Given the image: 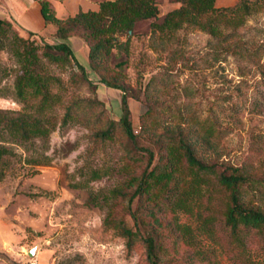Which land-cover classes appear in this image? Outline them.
Instances as JSON below:
<instances>
[{"label": "rangeland", "instance_id": "obj_1", "mask_svg": "<svg viewBox=\"0 0 264 264\" xmlns=\"http://www.w3.org/2000/svg\"><path fill=\"white\" fill-rule=\"evenodd\" d=\"M244 4L241 23L224 20L215 34L192 24L166 33L150 23H160L180 3L157 0V18L138 21L129 38L120 36L128 39L127 50L114 49L108 60L107 73L119 72L120 81L138 95L128 100L135 132L143 121L156 134L211 132L204 159L215 164V172L196 173L181 163L177 187L171 184L152 198L163 263L264 264L261 232L239 228L233 234L226 224L230 191L218 181L223 172L242 175L245 203L264 211V0H217L215 7L233 17ZM70 37L92 84L72 82L67 64H51L64 82L53 108L55 128L47 138L22 143L7 132L0 136L9 149L0 162V264H26L32 248L39 264H147L143 246L129 249L113 221L132 224L127 198L116 193L130 192V178L145 164L128 158L121 126L110 139L95 136L107 119L122 115V90L99 81L87 63L86 42ZM35 39L58 41L54 34ZM0 66L9 71L0 83V109L34 111L15 96L18 65L7 49L0 51ZM93 97L102 104L61 125L68 103ZM148 101L162 119L153 127L152 113L144 116Z\"/></svg>", "mask_w": 264, "mask_h": 264}, {"label": "trees", "instance_id": "obj_2", "mask_svg": "<svg viewBox=\"0 0 264 264\" xmlns=\"http://www.w3.org/2000/svg\"><path fill=\"white\" fill-rule=\"evenodd\" d=\"M38 1L45 23H52L56 27L54 35L58 41L55 43L40 44L32 33L24 37L17 32L12 22L0 18V51L7 49L18 65L13 79L15 96L34 109V111L23 109L18 112L0 109V136L4 138L7 132L11 140L20 143L27 142L33 137H48L56 126L53 108L61 101L59 90L64 88L62 78L50 70V65L67 64L71 68L72 82L92 84L84 65L76 59L67 41L70 35L82 38L88 46L87 63L99 75V81L122 90V115L118 121L107 119L106 127L97 130L95 136L102 140L110 139L114 136L116 127L121 126L127 140L125 150L128 158L135 163L145 164L139 174L130 178V192L116 193L127 198L132 224L129 225L122 218L113 220L114 227L125 239L129 249L136 244L143 246L147 264H169L162 262L161 254L164 247L160 235L152 227V216L155 215L153 210L157 208L156 202L152 205V198L156 199L159 192L165 188H171V184L172 188L177 187L182 176L181 163L196 173L215 172V164H209L204 159L210 146L211 132L179 130L177 133L156 134L154 128L152 133L147 129L144 121L140 130L135 132L128 100L130 97L138 98V95L120 81L117 75L119 72L113 69V74L107 73L108 60L113 50L117 48L127 50L128 39L122 41L120 36L125 35L129 38L133 35L135 24L140 20L156 19L159 12L157 0H97L100 6L98 11H79L74 16L66 18L56 16L49 0ZM172 1L180 3V6L167 12L160 23L151 22V28L170 33L184 24H192L215 34L224 20L231 18L241 23L247 11V5L244 4L233 17H230L224 12L217 11L215 7L217 0ZM74 66L78 71H75ZM8 73V69L0 66V83ZM146 86L147 93L149 82ZM35 99L37 101H32ZM96 104H102L96 97L75 98L65 106L61 125L64 126L74 120L79 112H90ZM151 113L152 127L160 124L162 119L156 115L153 104L151 106L148 101L144 116ZM8 151V147L0 144V162ZM2 177L0 174V180ZM245 180L242 175L234 173L218 174L220 184L230 191L225 222L233 234H237L239 228L256 229L264 238V211L245 203V191L239 188L240 182ZM135 200L137 205L133 208Z\"/></svg>", "mask_w": 264, "mask_h": 264}, {"label": "crops", "instance_id": "obj_3", "mask_svg": "<svg viewBox=\"0 0 264 264\" xmlns=\"http://www.w3.org/2000/svg\"><path fill=\"white\" fill-rule=\"evenodd\" d=\"M49 1L58 18L74 16L79 11H98L100 8L97 0ZM0 18L12 22L19 33L25 37L29 33L36 37L54 34L56 29L54 24L45 23L38 0H0ZM76 45L77 49L82 50L81 43L78 42ZM80 63L85 66V62L80 61Z\"/></svg>", "mask_w": 264, "mask_h": 264}, {"label": "built area", "instance_id": "obj_4", "mask_svg": "<svg viewBox=\"0 0 264 264\" xmlns=\"http://www.w3.org/2000/svg\"><path fill=\"white\" fill-rule=\"evenodd\" d=\"M26 264H39L37 257H28Z\"/></svg>", "mask_w": 264, "mask_h": 264}, {"label": "water", "instance_id": "obj_5", "mask_svg": "<svg viewBox=\"0 0 264 264\" xmlns=\"http://www.w3.org/2000/svg\"><path fill=\"white\" fill-rule=\"evenodd\" d=\"M35 253H36V248H32V249L28 252V255H29V257H34Z\"/></svg>", "mask_w": 264, "mask_h": 264}]
</instances>
